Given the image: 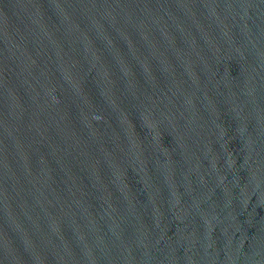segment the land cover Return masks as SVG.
<instances>
[{
    "label": "water",
    "instance_id": "95a60500",
    "mask_svg": "<svg viewBox=\"0 0 264 264\" xmlns=\"http://www.w3.org/2000/svg\"><path fill=\"white\" fill-rule=\"evenodd\" d=\"M0 264H264V0H0Z\"/></svg>",
    "mask_w": 264,
    "mask_h": 264
}]
</instances>
